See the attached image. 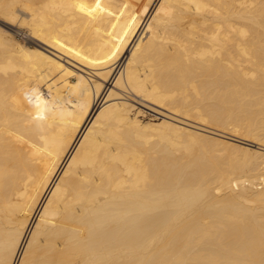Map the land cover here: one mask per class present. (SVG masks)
<instances>
[{"label": "bare ground", "instance_id": "1", "mask_svg": "<svg viewBox=\"0 0 264 264\" xmlns=\"http://www.w3.org/2000/svg\"><path fill=\"white\" fill-rule=\"evenodd\" d=\"M0 22V264H264V0Z\"/></svg>", "mask_w": 264, "mask_h": 264}, {"label": "rangeland", "instance_id": "2", "mask_svg": "<svg viewBox=\"0 0 264 264\" xmlns=\"http://www.w3.org/2000/svg\"><path fill=\"white\" fill-rule=\"evenodd\" d=\"M0 24H1V22H0ZM18 30V31H17ZM22 30H26V27H21V30H20V28L18 29V28H16L15 27V29L14 30H12V31H10L11 32V34H12V36L16 39V40H18V41H20V42H24V41H26V37H27V35L25 36L24 35V32H21ZM143 102H145L146 104L145 105H147V106H144V105H140V104H136V102H135V106H138V107H140V109L143 111V114L144 115H142V118H144V119H147L148 117L150 118V117H153V116H159V114L158 113H156L154 110H153V108H150V107H154L155 109H159V110H162V111H164V112H167L166 110H164L162 107H159V106H157V105H155V104H153V103H150V102H148V101H146V100H144ZM144 106V107H143ZM150 106V107H149ZM145 109V110H144ZM150 109V110H149Z\"/></svg>", "mask_w": 264, "mask_h": 264}]
</instances>
